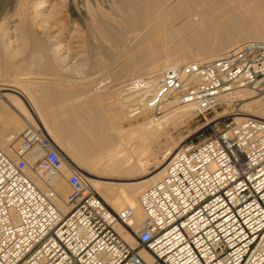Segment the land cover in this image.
Masks as SVG:
<instances>
[{
  "label": "built area",
  "instance_id": "obj_1",
  "mask_svg": "<svg viewBox=\"0 0 264 264\" xmlns=\"http://www.w3.org/2000/svg\"><path fill=\"white\" fill-rule=\"evenodd\" d=\"M153 81L144 75L127 83L128 94L145 93L131 104L133 117L159 114L170 101L209 114L237 91H264V42L166 68L156 87ZM12 153L0 147V264H264V120L234 119L183 145L162 180L142 190L136 227L132 207L111 210L76 168L65 180L67 211L58 208L51 182L63 157L41 124L28 125Z\"/></svg>",
  "mask_w": 264,
  "mask_h": 264
},
{
  "label": "bare ground",
  "instance_id": "obj_2",
  "mask_svg": "<svg viewBox=\"0 0 264 264\" xmlns=\"http://www.w3.org/2000/svg\"><path fill=\"white\" fill-rule=\"evenodd\" d=\"M0 2L25 1L0 0ZM37 4L34 7H37ZM110 5V13L94 12L85 28L89 50L98 53L100 57L104 56L106 60L102 61L99 58L97 61L92 60V67L100 70L106 67L104 66L106 62L109 63L108 67L116 66L114 79L120 82L115 91L117 103L114 102L113 105L107 103L106 92L91 93L77 84L71 88L72 90L67 91L61 86L60 82L64 75L58 74L60 71L58 73L53 71L56 64L63 65V60L53 56V52L58 51V48L34 37L35 27L39 24L44 25L46 15L36 9L35 13L30 15L27 9L20 6L21 11H18L20 33L34 38L33 41L31 40L33 55L25 64L28 73L20 71L18 77L12 76L15 78L0 85V125L2 122L6 124V133L0 138V147L13 158L12 150L17 145L14 146L13 143L18 139L16 134L22 123L24 126L41 124L54 144L61 148L64 156L61 174L51 182L59 195L58 208L63 213L67 211L64 203L67 197L64 179L66 180L65 175H69L72 168H76L112 208L132 207L136 212L134 222L136 227L144 218L138 204L142 192L140 190L145 185L150 186L162 180L168 163L183 146V142L165 150L166 154L163 160L158 162L154 175L128 183L118 193L111 183L101 180L103 174L106 172L120 176L147 174V168L155 158L156 150L153 152L152 144L169 135L164 129L157 134L152 128L163 127L168 119L173 122L182 117H189L194 107L184 106L185 109L181 108V110L175 108L177 111H170L165 121L161 118V120L148 119L141 125L129 124L131 127L125 128L123 123L135 118L130 113L131 104H140L141 97L145 94L140 96L128 94L125 88L127 83L134 78L152 75L153 86L156 87L159 83V75L164 69L192 63L189 62L191 60L196 63L214 60L220 56V53L226 51L221 46L225 41L230 45L236 41L264 42V0H115ZM92 39L98 40L96 46L90 44ZM42 59L44 64L40 65ZM7 62L3 60L0 48V64L3 65L4 70L10 66ZM23 76H30L29 78L34 76L35 79H42L44 82L36 85L34 91L25 92L22 80L24 78H20ZM70 93L72 97L84 96V102H73L68 104V108L63 107L64 96ZM249 95V90L237 91L231 99L226 98L225 102L231 103L233 99L246 100ZM165 106H168V109L173 108L175 103L170 101ZM124 109L127 115H124ZM165 110L167 111L166 108ZM145 115L146 113H143V116ZM237 116L236 120L247 117L264 120V97L255 103H248L244 113ZM133 143H136L140 149L137 153L140 157L136 160L133 155L125 154L128 146ZM103 160L106 162L101 163ZM96 167L99 169H95ZM93 168L103 176L93 173ZM29 174L39 187L44 188L31 173ZM116 230L127 243L134 246L133 239L125 228L117 226ZM141 255L147 261L151 260L145 252H141Z\"/></svg>",
  "mask_w": 264,
  "mask_h": 264
},
{
  "label": "rangeland",
  "instance_id": "obj_3",
  "mask_svg": "<svg viewBox=\"0 0 264 264\" xmlns=\"http://www.w3.org/2000/svg\"><path fill=\"white\" fill-rule=\"evenodd\" d=\"M22 1H25V2H20L21 4L19 2H0V27H1L0 28V48L3 53V60H7L8 61L7 64L10 65L8 66L9 68L7 69L5 68L6 70H4L3 65L0 64L1 66L0 67V76H1L0 85H3L4 83H6L5 81L7 80L15 78L17 75L19 76L21 73L29 72V71H26L25 64L27 63V60H30L31 56L33 55L31 40L33 41L34 38L32 36H27L23 33H20V29H19L20 28V18H19L20 16L18 14L19 13L18 11H21L20 6L22 5V7L25 10L27 9L26 11L28 14L30 13L33 14L37 10V11L44 12V14L47 17L46 21L44 22V25L40 26L39 24L40 27L39 26L35 27L34 37L45 41L49 46L55 45L58 48L57 49L58 51L53 52V56L55 55L54 57L59 58V60L60 59L63 60L62 61L63 65L56 64L53 71L55 73H58L60 71L58 74H60L61 76L64 75L62 77L63 79H61V82H60L61 86L64 87V89L67 91L72 90L71 88L77 84V86L83 87L86 91L91 92V93L106 92L105 94L107 96L106 98L107 103L111 105L117 103L116 102L117 100L115 99V95H116L115 91L118 88L119 85L117 84L120 81L117 82L114 79L113 73L116 70L115 68L116 66L112 65L108 67L109 63L106 62L104 64V66L106 67L100 68V70L99 69L95 70V67H92L91 65L92 60L97 61L99 58V60L104 61L105 57L101 56L102 57L101 59L98 53H94L89 50L88 38H87L88 34L86 33L87 31L85 28V25H87L89 18L94 12L102 11L105 13H110L109 12V8L111 7L110 4L112 2H115V0H44V1L43 0H33V1L32 0H22ZM33 2L35 4H33ZM36 4H37V7H34ZM29 8L31 12L30 10H28ZM37 29L40 34L37 32ZM93 40L95 39L90 40V44L92 46L93 45L96 46L98 44V40H95V41ZM242 42L243 41L236 42L233 47L237 46L238 44ZM26 43H29L30 45ZM26 45H29V46L25 48ZM106 47L109 49L108 44H106ZM228 50L229 48L226 51ZM226 51H224V53ZM224 53L222 52L220 53V55ZM43 62L44 60L42 59V63L40 61V65H43L44 64ZM189 62H194V61L191 60ZM12 76H15V77L12 78ZM29 77L27 76L20 77L21 79L24 78L22 79L25 85L23 87L26 89V91L25 89L23 88L22 89L25 92L29 90H33L36 85L38 86L39 83L44 82L42 79H37V78L35 79L34 76H31V78ZM35 77H42V76H35ZM130 78H133V77H130ZM88 85H90V87ZM8 93H11V92H8ZM37 94L39 93L37 92ZM70 95L71 93L67 96L66 95L64 96V102L62 103L63 107L68 108V104H71L73 102L74 103L84 102V96L82 97V95H78L79 97L78 96L72 97ZM263 97H264V91L257 96L255 95L253 91H250V95L248 96V98L246 100H240L237 103L235 110H234L235 104L224 101L216 110H214L213 112L209 114L198 115L194 109L193 111H191V114L189 117H182L180 119L178 118L179 120L176 119V120H173V122L172 120L167 118L169 116L167 114L170 111L172 112L176 109L178 110H181V108L185 109L183 108L184 106H174L173 108L168 109L167 108L168 106L164 105V107L161 109V112L159 114L146 113L145 116L132 118V121L131 120L129 121L130 123L128 121H125L123 123V126L125 128H129L131 127L130 125L132 126H136L138 124L141 125V123L145 122L148 119L156 120L157 118V120H161V119L164 121L167 119L169 120L165 122L166 124H164L165 126L163 125V127L162 126L154 127L155 130L154 128H152L153 131H155L157 134H159V132H161V130L164 129L165 131L168 132L169 135H167L166 138H163V139L161 138L159 142L157 141L156 143L154 142L152 144L153 152L154 150H156L154 152L155 158L152 159L150 165L148 166L147 174L120 176V175H113V174L106 172L104 174L102 173L104 175L103 176L98 171H97L98 173L95 172L96 171L95 169L97 170L99 169L98 167H96L95 169L93 168L92 171L93 173L100 174L101 177L103 176L101 180L104 182L111 183L112 187L114 186L115 192L118 193L122 189H124V187H126L125 186L126 184L132 183L138 180H142V179H147V178H150V176L154 175L156 173L158 162L162 161L163 157L166 154L165 150L169 149L171 146L175 147V145H177L180 142H183L182 145H189V146L198 144L199 142L203 141L205 138L209 137L212 134L213 129L222 127L223 125L230 123L234 119L238 118L237 114H243L244 110L246 109V105L248 103H255L257 102V100ZM165 108L167 109V111L165 110ZM123 112L125 113L124 115H127L125 109ZM163 118H166V119H163ZM168 122H171V123H168ZM2 123L0 127H3V126L4 127L3 129L0 128L1 136H3L6 133L5 132L6 124L4 122ZM22 126L24 128H21ZM22 126L19 128L16 136H19L20 133L27 127V126H24L23 123H22ZM17 141L18 139L15 141V143H13L14 146L17 144ZM55 146L57 147L62 157L64 158L61 148H59V146L56 144ZM65 148H66V145H65ZM65 150H67V148ZM64 152L67 153V151H64ZM139 152H140L139 147L137 146L136 143H133L130 146H128L125 154L133 155L136 160L137 158L140 157L139 154H137ZM104 162H106V160L101 161V163H104ZM105 174H108V175H105ZM65 176L68 177L67 174ZM64 183H65L64 186H66V190H67L66 191V196H67L69 194L70 188L68 184L65 182V179H64ZM147 186L148 185H145L143 189L140 190V192L144 190V188ZM67 188H69V190ZM99 195L104 200V202H106V205L111 210L115 212H119L123 208H125V207H122L120 209L112 208L110 203L105 201V199L100 193ZM133 243L135 245L134 239H133Z\"/></svg>",
  "mask_w": 264,
  "mask_h": 264
},
{
  "label": "crops",
  "instance_id": "obj_4",
  "mask_svg": "<svg viewBox=\"0 0 264 264\" xmlns=\"http://www.w3.org/2000/svg\"><path fill=\"white\" fill-rule=\"evenodd\" d=\"M236 42H237V41H236ZM236 42H234V43H236ZM234 43H233V45H232V44L230 45V43H228L227 41H225V42H223V43L221 44V46L224 47V48L227 50L228 48L230 49L232 46H234ZM18 137H19V136H18ZM0 138H3V136L0 135Z\"/></svg>",
  "mask_w": 264,
  "mask_h": 264
}]
</instances>
